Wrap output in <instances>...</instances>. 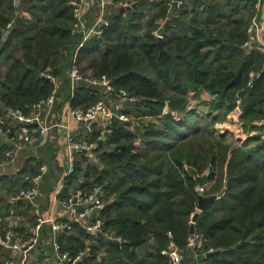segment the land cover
Instances as JSON below:
<instances>
[{
	"label": "trees",
	"instance_id": "obj_1",
	"mask_svg": "<svg viewBox=\"0 0 264 264\" xmlns=\"http://www.w3.org/2000/svg\"><path fill=\"white\" fill-rule=\"evenodd\" d=\"M19 1L31 20H16L17 0H0V66L6 68L0 103L28 115L56 92L44 74L63 84L55 100L58 109L69 101L81 110L99 103L106 96L100 87H79L70 95L67 72L83 40L72 33L73 0ZM171 1L114 0L103 36L89 39L79 50L76 65L84 78L105 76L115 95L123 91L139 103L126 105L120 113L133 121L114 120L101 146L103 128L93 124L85 139L97 143L98 162L90 164L81 154L59 199L70 200L76 184L85 197L95 188L102 190L104 209L96 214L104 232L123 241L118 248L98 239L110 251L102 264H170L161 253L171 243L187 254L199 197L196 187H210L209 196L226 184L224 195L196 222V233L206 241L202 262L264 264V125H258L264 121V54L244 47L255 0H184L169 19ZM125 2L136 8L121 16ZM241 5L248 17L240 14ZM12 25V34L3 41ZM202 93L211 100L198 115L189 107ZM236 108L244 132H260L243 145L233 133L216 130ZM139 120L145 124L136 135L129 126ZM39 166L31 163L23 172L38 176ZM49 173L42 181L48 194L59 180ZM24 186L30 188V182ZM149 240L153 251L144 258L135 251ZM59 243L71 259L86 250L67 231Z\"/></svg>",
	"mask_w": 264,
	"mask_h": 264
},
{
	"label": "crops",
	"instance_id": "obj_2",
	"mask_svg": "<svg viewBox=\"0 0 264 264\" xmlns=\"http://www.w3.org/2000/svg\"><path fill=\"white\" fill-rule=\"evenodd\" d=\"M112 1V4H107L105 8H102V0H84L85 7L88 11L86 15V23L88 27L93 26L102 15L106 16L107 18V15L112 12V6L115 5L114 0ZM151 1L160 2L161 0ZM125 3H129L130 6L134 5L133 2ZM124 4L120 6V9L126 7L124 6ZM20 5L21 2L18 7H16L15 4L16 12L19 11L20 18L31 20V16L28 13L20 10ZM240 7V14L244 17H248L245 7H243V5H241ZM188 9L191 10L190 8ZM259 25V34L264 38V18L259 20ZM5 70L6 68L4 66H0V80L3 77ZM69 72L70 70L67 72L68 79ZM43 76L48 78V75L46 74H44ZM48 79H50L52 84L56 85V98H59L60 94L58 93V90L63 91V84H61V82H59L57 79H53L51 76ZM86 86L87 85L83 84L79 85V87ZM204 94L206 96H209L207 93H203V95ZM70 95L73 98L74 95L71 94V91ZM102 100L107 103L108 107L110 106L111 110H113L114 112L117 111V113L119 114H122L120 112L126 107L122 105L121 100L114 97L105 96ZM56 105L57 104H55V107L51 111L47 108L41 110V118L45 120V123L48 127L46 136H43L41 138L38 137V141H35L32 144H28L24 148H22L21 151L17 154L18 158L15 164H13L12 166L5 165L0 168V227L3 228V233H12L13 235L21 237L22 239L34 237V226L37 221L35 208H38L39 210H41V212H44L43 214L45 216H49L53 213L52 206L54 204L56 188L61 179L66 177L68 174L67 172L69 169V164L68 156L66 155V136L70 134L77 142L87 141V139L85 138H87L86 136L89 134V132L87 131L86 127L77 123L75 120L73 121L65 117V113L69 108L74 109L71 105V102L69 101L64 103L61 109H58ZM8 111V115L0 114V157H2L1 159L3 161H5L7 158L5 155L6 151H14V148H12L11 145V139L9 137H11V135H14L19 127V121L11 114L14 111L9 109ZM20 112L24 116H31L33 110H31L28 115L24 114L22 111ZM239 116L240 115L238 112L233 114L234 119L235 117L238 119ZM129 118L131 117L129 116ZM101 120H103V118H101ZM101 122L102 121H99V123H92L91 128L93 124H98L101 127ZM235 123L240 122H238L237 120V122ZM58 124L60 125L58 126ZM130 126L134 127V123H132ZM255 133L256 132H254L253 134ZM105 134H107L106 129L103 130V133L101 135L102 139L106 138ZM97 149L98 145L91 152H75L74 155L76 161L81 160L82 155H84V157L90 164H96L98 160L95 150ZM31 163H34L35 165L40 164L38 169L35 168V171L38 172V176L33 177L32 174L23 172L24 168L29 166ZM44 168L45 170L43 171ZM49 172L53 173L56 177H59L54 190H52L50 194H48L47 186L44 185V182H42L46 176L48 177L50 175ZM39 177V182L37 184H34L33 180ZM29 182L30 188H26L24 185ZM33 188L37 192L34 198L15 200V198L22 192V190ZM70 191L71 194H73V187ZM71 196L73 197V195ZM57 201L59 203L62 202L60 201V199H57ZM59 203L55 207L53 216L56 220L64 221V219H66L69 222L70 217L67 209L62 207ZM96 216V213L90 215L85 223L87 225L91 224ZM71 225L72 229L67 230L68 235L74 237V239L78 238L79 241L86 246V250L84 251V253H81L82 255L80 254L81 257L77 261L78 263L82 262V264H102L104 263V261H108L110 251L107 246H104L103 244L98 242V239L100 238L97 234H84L77 228L73 227V224ZM77 231L81 233L82 236H80ZM65 232H63L62 234H64ZM50 233V227L48 225H43L37 234V243L33 248L17 253L13 252L12 250H0V264H5V262L11 258H14L18 264H61L53 253L52 245H50ZM106 240L109 239L106 238ZM188 242L189 244L186 251L187 254H184V252L181 251L184 264H197V259H195V249L193 247L194 245L190 241V239ZM147 243L148 244L146 246L138 248L135 251L144 258L147 257L149 252L153 251V243L150 240ZM119 244L120 246L118 248L121 247L123 242ZM85 259H87V261L84 262Z\"/></svg>",
	"mask_w": 264,
	"mask_h": 264
},
{
	"label": "built area",
	"instance_id": "obj_3",
	"mask_svg": "<svg viewBox=\"0 0 264 264\" xmlns=\"http://www.w3.org/2000/svg\"><path fill=\"white\" fill-rule=\"evenodd\" d=\"M176 2V9L178 11L179 8H181L184 5V0H172L171 1V8L173 3ZM112 0H102V8H105L107 4H112ZM70 6H72L73 12H74V19L75 23L72 28L73 34H81L83 36L82 43L78 46L79 48L75 52L72 62H71V69H70V76H69V83H70V91L73 95L75 90L79 87L80 84L88 85L89 87H100L104 90V94L108 97H114L119 100H121L122 105L126 106L127 104H133V103H139V100L133 96H129L125 92H119L115 95V90L113 86L111 85V82L109 79H107L105 76L101 78H84L81 74L79 68L76 65V58L78 55V52L80 49L83 48L84 43L89 41V39H92L94 37H101L104 33V27L107 26L108 20L106 16L102 15L99 17V19L96 21V23L88 27L86 23V15L88 13L84 0H73L70 3ZM124 6H130L129 3H125ZM255 7V15L252 18V21L250 23V28L248 31V34L250 36L249 40L245 44V48L247 50L251 49H260V51L264 54V38L260 36V25L259 20L264 18V0H255L254 6ZM159 38H161L159 36ZM50 78V76H47ZM258 77V75L252 74L251 78ZM55 100H56V92L54 95L49 97L46 100L39 101L36 105L33 106L32 110L33 113L31 116H24L21 112H12V116L15 117L19 121V127L17 129V132L14 135H11L9 137L11 139V145L12 148H14V151H6V160L3 161L0 157V168L3 166H12L17 161V154L21 151L22 148H24L28 144H32L35 141H38V137L41 138L43 136H46L48 127L45 123V120L41 118V110L44 108L49 109L50 111L55 107ZM236 112L240 113V109L236 108ZM65 117L70 120H75L77 123L84 125L87 129V131L91 132V125L92 123H99L101 122V127L103 130L108 128L113 121H121L124 123H127L131 120L129 116L125 114H119L117 111L111 110L110 106L108 107L107 103L104 100H101L96 105L92 106L88 110H81V109H71L69 108L66 113ZM103 118V120H101ZM60 124H58L59 126ZM258 125H264V121L258 123ZM253 135L254 132H251ZM10 136V135H9ZM67 140V156H68V174L66 177L61 179L59 182L55 198H54V204L52 206L53 213L49 216H45L39 210L38 208H35L36 214H37V221L34 226V237L28 238V239H22L21 237L15 236L12 233H5L4 236H0V246H2L4 249L12 250L13 252H22L23 250H29L34 247V245L37 243V234L42 228L43 225H48L50 227V245H52L53 253L55 257L58 259L59 263L61 264H77L80 256H77L76 259H71L69 255L62 250V246L59 243V236L67 231L71 230V224L73 223H80V225L84 226L86 229H88L92 234H101L105 238H108L109 240L117 241L118 243L123 242L121 238L115 237L114 234H109L107 232H104V226L103 221L97 215L95 217V220L91 224H86L85 221L87 218L96 213V211H101L104 208V204L101 201L100 197H98V194L102 193V190L99 188H95L93 195L89 197H85L80 191L77 195V203L76 205L73 204V197L68 201H62L58 202L57 199H59V195L62 193V189L64 188L66 184V178L73 174L74 172V166H75V152H91L93 149L97 147L96 142L88 143L87 141L77 142L74 140V138L68 134L66 136ZM45 168L43 169V171ZM40 180L39 178H35L33 180L34 184H37ZM35 188V187H34ZM27 189L22 190V192L15 198V200L20 199H32L36 196L37 192L35 189ZM209 188L204 186H197L196 192L199 196H208ZM59 204H61L62 207L67 209L69 214V223H66L64 221L56 220L53 216L55 212V207ZM82 207V211H78L76 207ZM197 212V209H196ZM192 225V221L190 222ZM190 241L193 243V247L195 249V259H197V264H204L202 262V257L204 256V245L206 243L205 238L203 235H198L195 233L194 235L190 236ZM210 253L213 252L212 250L209 251ZM163 256L167 257L170 264H184V260L182 259L181 251L178 249V247L171 243V245L168 246L166 251H163L161 253ZM5 264H18L14 258H11L5 262Z\"/></svg>",
	"mask_w": 264,
	"mask_h": 264
},
{
	"label": "water",
	"instance_id": "obj_4",
	"mask_svg": "<svg viewBox=\"0 0 264 264\" xmlns=\"http://www.w3.org/2000/svg\"><path fill=\"white\" fill-rule=\"evenodd\" d=\"M20 4L19 1H17L16 3V7H18V5ZM132 8H136V5H132V6H127L125 8H121V13L120 15H124L125 14V11L127 10H131ZM171 13L169 14V19H171L172 17H174L176 15V12H177V9H176V2L173 3L172 5V8H171ZM17 13V17H16V20L20 18V13L19 11L16 12ZM14 25L10 26L8 30H6L5 32V35H4V41H6L8 39V37L12 34L13 30H14ZM158 45H159V48L161 49V51H163V45H162V37L159 38V41H158ZM69 76H70V73H69ZM84 85V84H83ZM0 110L3 111V113L5 115H8L9 114V111L8 109L6 108V105L4 103H0ZM258 138L260 137L259 134L255 133L253 134L252 136L250 137H247L245 139L243 138H237V141L238 143L240 144H246L249 140L253 139V138ZM102 141H106V138H103L100 142H99V145L102 144ZM78 187H79V184H76L75 187L73 188V204L76 205L77 203V195H78ZM225 189H226V184L224 185ZM225 189L222 190L221 192H219V194L217 195H209V196H199L198 197V203H197V212L194 214L193 218H192V225L190 227V235H194L196 233V222L198 221L199 219V216L201 214V212H204L208 209V207L210 206V204L214 203L215 201H217L220 197H222L225 193ZM101 194H98V197H100ZM73 227L77 228L80 232L84 233V234H88V235H92V233L86 229L84 226L80 225V223L76 222V223H73ZM98 237L100 238L101 241L103 242H106L107 244H109L110 246H112L113 244L117 245L118 247L120 246L119 243L115 242V241H109V240H106V238L101 235V234H98ZM0 250H4V251H7V249L3 248L2 246H0ZM221 251H224V249H222Z\"/></svg>",
	"mask_w": 264,
	"mask_h": 264
},
{
	"label": "rangeland",
	"instance_id": "obj_5",
	"mask_svg": "<svg viewBox=\"0 0 264 264\" xmlns=\"http://www.w3.org/2000/svg\"><path fill=\"white\" fill-rule=\"evenodd\" d=\"M210 100H211L210 96H206L205 94L203 95V93H202L201 96H200V99L198 101L191 99V103H190L189 109L192 112H196L198 115L199 114H204V112H206V110L208 108H204L202 106V104L204 102H207V101H210ZM235 113H236V111L234 113L230 114V116L226 119L225 122L217 124L216 130H218L219 133H222V134H224L225 132L233 133L236 140H237V138L245 139L247 137H250V135L252 133L244 132V130L242 129L241 112L239 113L240 116H239L238 119L236 117L234 119L233 114H235ZM237 120L240 123H235V122H237ZM143 122L144 121H142V120H139L137 122L134 121V127L130 126L129 129L131 131H133L134 134L139 135L140 131L138 132L137 130L139 129V130L143 131L142 127H143V124H145ZM253 132H255V131H253ZM256 133L260 135V132H256ZM262 138L264 139V136Z\"/></svg>",
	"mask_w": 264,
	"mask_h": 264
}]
</instances>
